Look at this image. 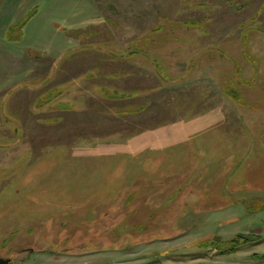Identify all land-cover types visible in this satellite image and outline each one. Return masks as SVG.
<instances>
[{
	"label": "rangeland",
	"instance_id": "rangeland-1",
	"mask_svg": "<svg viewBox=\"0 0 264 264\" xmlns=\"http://www.w3.org/2000/svg\"><path fill=\"white\" fill-rule=\"evenodd\" d=\"M231 1L0 0L8 264H264V65L230 47L260 26Z\"/></svg>",
	"mask_w": 264,
	"mask_h": 264
},
{
	"label": "crops",
	"instance_id": "crops-1",
	"mask_svg": "<svg viewBox=\"0 0 264 264\" xmlns=\"http://www.w3.org/2000/svg\"><path fill=\"white\" fill-rule=\"evenodd\" d=\"M231 3L232 4H229V6H231L230 7L231 12L234 13L247 12V15L252 16V22H251L252 25L255 27L260 26L258 29L254 30V36L250 39L251 42L249 41V48L247 53L244 52V50H240L242 46L239 47V44L237 42L236 43L233 42V44L230 45L233 51V53H231L232 55L231 61H234L237 64H239L240 58H242L243 60L241 61L242 64L247 65L248 69H250L251 71L250 76L253 77L256 73L254 69L255 67L254 63L256 62L264 65V59H262L264 58V34L261 32L264 31V0H235V1H231ZM6 53L8 54L9 52ZM12 53L14 55L16 54L15 52ZM16 57L18 61L25 63V59L23 58L22 55L18 54ZM235 57L237 59H235ZM8 70L13 71L12 67L9 68ZM263 70L264 68L263 69L261 68V71Z\"/></svg>",
	"mask_w": 264,
	"mask_h": 264
},
{
	"label": "trees",
	"instance_id": "trees-1",
	"mask_svg": "<svg viewBox=\"0 0 264 264\" xmlns=\"http://www.w3.org/2000/svg\"><path fill=\"white\" fill-rule=\"evenodd\" d=\"M249 239L250 237L244 236L242 234H236L230 239H223L222 237L215 236L211 239L205 240L203 245L207 247L209 246L216 247L220 251V253L225 254V253L236 251L242 246L243 243H247ZM254 255H257V254H254Z\"/></svg>",
	"mask_w": 264,
	"mask_h": 264
},
{
	"label": "water",
	"instance_id": "water-1",
	"mask_svg": "<svg viewBox=\"0 0 264 264\" xmlns=\"http://www.w3.org/2000/svg\"><path fill=\"white\" fill-rule=\"evenodd\" d=\"M11 259L10 258H1L0 257V264H8L10 263Z\"/></svg>",
	"mask_w": 264,
	"mask_h": 264
},
{
	"label": "flooded vegetation",
	"instance_id": "flooded-vegetation-1",
	"mask_svg": "<svg viewBox=\"0 0 264 264\" xmlns=\"http://www.w3.org/2000/svg\"><path fill=\"white\" fill-rule=\"evenodd\" d=\"M28 251H31V248H28ZM1 258H11L12 260H11V262H13L14 260H13V257H4V256H1Z\"/></svg>",
	"mask_w": 264,
	"mask_h": 264
}]
</instances>
